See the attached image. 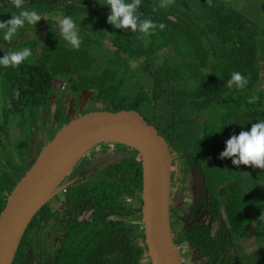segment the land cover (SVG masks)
<instances>
[{
    "label": "trees",
    "instance_id": "obj_1",
    "mask_svg": "<svg viewBox=\"0 0 264 264\" xmlns=\"http://www.w3.org/2000/svg\"><path fill=\"white\" fill-rule=\"evenodd\" d=\"M102 3L104 0H24V8L36 10L43 17L38 21L40 26L46 23L47 29L40 42L36 35L29 38L23 36L33 27L31 25L21 28L11 43L4 41L3 32H0V56L5 51L25 47L31 48L33 53L19 67L0 66V87L6 101L5 118L19 116L28 108L36 110L46 102L53 79L75 72V81L80 80L76 84L81 88L94 86L98 96L110 100L112 110L135 109L144 114L148 108L156 114L164 113L168 107H188L195 108L193 112L197 109L212 112L215 122L211 124L210 119L205 122L201 136H194V142L214 157L224 150L225 141L231 135L247 131L253 123L264 120V90L254 89L261 79L258 53L263 44L264 28H259L248 12L239 9L250 7L252 12L259 10L264 13V0H211V5L208 0H174L167 8H158L160 0H142L137 10L140 18L166 25L163 31L157 28L155 34L115 29L107 23L110 8ZM153 7L158 10L153 11ZM21 10L14 7L12 0H0V22L11 19V15ZM44 12L73 18L82 38L79 50L66 46L52 15L45 17ZM104 39L112 47L108 56L111 60L145 57L140 68L145 75L139 70L135 81L138 88L136 91L132 89L134 96L113 90L119 79L108 68L94 77L87 75L86 61L97 58ZM120 66L125 70L129 66L133 70L131 63ZM233 72L249 77L245 88L226 86ZM135 73L133 71L131 76H136ZM262 76L264 79V73ZM165 92L170 93V97ZM253 96L257 99L250 103L249 98ZM5 122L0 123V143L7 133ZM42 145L38 146V151ZM26 156L19 158L21 165L17 170L13 171L11 165L0 170V210L9 192L24 174V168L28 169L34 161L32 158L26 162ZM131 164L138 170L131 176L110 177L104 183L102 180L91 181L88 186L82 183L83 193L78 196L82 202L89 207L101 202L105 203L104 207L99 205L90 221L73 219L65 229L56 254L39 257L36 262L26 264H143L142 259L147 253L142 223L127 224L124 220L105 218L106 214L112 213V207L125 204L126 193L132 194L136 187L142 185L140 162L132 160ZM220 165L222 174L226 167H233L231 158L220 159ZM244 169H248L247 173L244 170L239 176L241 182L236 185L249 197L247 202L244 197L232 198L231 206H228L234 209H229L228 215L232 224L246 215L248 209L251 216L245 225L255 219L259 222L264 220L261 216L264 214V170L245 165ZM45 206L26 226L11 264L25 262L19 253L20 244L28 227L35 219L43 217ZM102 209L107 212L102 214ZM253 260L252 254L251 263Z\"/></svg>",
    "mask_w": 264,
    "mask_h": 264
},
{
    "label": "flooded vegetation",
    "instance_id": "obj_2",
    "mask_svg": "<svg viewBox=\"0 0 264 264\" xmlns=\"http://www.w3.org/2000/svg\"><path fill=\"white\" fill-rule=\"evenodd\" d=\"M86 63L88 76L94 77L108 68L119 79L113 90L135 95L133 90L138 88L135 84L139 77L138 67L134 66L132 70L128 66L125 70L120 66L130 63V59L94 58ZM133 71H136V76H131ZM75 79V72L64 78L53 79L46 102L36 109L40 112V137H36V143L37 138L49 141L62 126L83 113L113 109L110 100L98 96V90L94 86L81 88L76 84L80 80ZM165 94L170 97V93ZM193 110L195 108L168 107L164 113L154 114L147 108V112L141 113L164 137L171 155L169 219L176 253L182 264H251L252 235L256 236L260 231L256 230L251 234L250 228L254 222L258 221L254 225L258 227L262 221L255 219L245 225L251 216L250 209L234 224L228 218V206H231L232 198L244 197L246 202L248 200L249 195L243 194L236 185L241 182L239 176H242L244 170L247 173L248 169H244V165H233L226 167L222 174L219 156L214 157L210 151L200 149L194 142V136L200 137L205 128L204 119L199 117L205 113L208 117L209 112ZM33 137L29 138L31 146L26 162L35 159L40 151L36 148L37 144H33ZM87 152L86 156L81 157L82 160L80 158L73 165L58 186L79 176L76 181L55 193L46 202L43 217L35 219L26 230L19 247L20 256L25 260L23 264L34 263L36 258L56 254L69 223L77 218L90 221L99 205L104 207L105 203L101 202L93 207L82 202L79 198L83 193L80 187L82 183H87V186L91 181L102 180L104 183L107 178L116 179L124 174L131 176L132 172L138 171L131 163L132 160L140 162L139 154L125 144L103 140ZM138 188L140 187H136L132 194L126 193L125 204L112 207V213L106 214L105 218L124 220L127 224H140L142 201ZM88 203L91 201L88 200ZM230 210L234 211L233 208ZM101 212L104 214L107 211L102 209Z\"/></svg>",
    "mask_w": 264,
    "mask_h": 264
},
{
    "label": "water",
    "instance_id": "obj_3",
    "mask_svg": "<svg viewBox=\"0 0 264 264\" xmlns=\"http://www.w3.org/2000/svg\"><path fill=\"white\" fill-rule=\"evenodd\" d=\"M132 147L139 154L141 223L151 264H182L169 219L171 155L164 137L135 109L93 110L62 126L36 155L9 192L0 210V264H11L20 238L36 212L55 193L73 165L99 141Z\"/></svg>",
    "mask_w": 264,
    "mask_h": 264
},
{
    "label": "clouds",
    "instance_id": "obj_4",
    "mask_svg": "<svg viewBox=\"0 0 264 264\" xmlns=\"http://www.w3.org/2000/svg\"><path fill=\"white\" fill-rule=\"evenodd\" d=\"M141 3L142 0H130V2L129 0H104L102 5L106 4L110 8L107 23L122 31L130 30L144 34H155L157 28L163 31L166 28L163 22L157 24L151 19L140 18L137 10ZM173 3L174 0H160L158 8H167ZM208 3L211 5V0H208ZM12 4L15 8L22 10L18 14L11 15V19L0 22V32H3V40L8 43L12 42L18 31L25 25L34 26L43 18L36 10L25 9L24 0H12ZM158 8L153 7L152 10L157 11ZM58 26L60 36L66 42V46L73 50H79L82 38L76 30V23L73 18L64 16L59 20ZM32 55V50L28 47L21 50L5 51L0 56V66L4 68L19 67ZM248 81L249 77L240 72H233L226 81V86L228 88L243 89L247 86ZM256 99L255 96L250 97L249 102H255ZM219 158H231L232 165L236 167L245 165L264 170V120L253 123L247 131H240L238 135H231L225 141V148L220 152ZM261 216H264V214Z\"/></svg>",
    "mask_w": 264,
    "mask_h": 264
},
{
    "label": "rangeland",
    "instance_id": "obj_5",
    "mask_svg": "<svg viewBox=\"0 0 264 264\" xmlns=\"http://www.w3.org/2000/svg\"><path fill=\"white\" fill-rule=\"evenodd\" d=\"M253 3V2H251ZM249 8V9H248ZM248 8H239L245 12H248L249 17L253 20L256 21L257 24L259 25V28H264V13L262 11H255L252 12L250 7ZM252 12V13H251ZM252 14V15H251ZM45 17H48L49 15H52L53 19L55 20V26L59 28L58 22L60 19H62L61 15L59 14H50L47 12H44ZM47 29V25L41 24L37 22L26 34L23 36L25 38H29L33 35H36L38 37V41L40 42V39L43 38V35L45 34ZM263 44H261V47L259 49V66H260V71L259 75L261 79L256 83L254 89L255 90H264V79H263V73H264V35L262 36ZM112 51V47L109 45L108 40L104 39L103 41V46L102 48L98 51L97 58L101 60H105L108 58L109 54ZM144 59L145 57H138L136 59H130V63H132V66L134 68L138 67V70L141 71V67L143 64L144 65ZM158 63V62H156ZM123 68V66H122ZM133 68V70H134ZM143 75L145 73L141 71ZM150 90V89H149ZM5 96L3 93V89L0 87V123L1 124H6V130L7 133L5 137L1 140L0 143V170L4 169L5 167H8L9 164L11 165L12 170H17L20 165L21 161H19V158L25 157L28 154V149L30 148L31 145L28 144V138H32L33 135L32 133H36L33 137V144L36 143V137H38V133L40 131V112L35 110V109H25L24 111L19 114V116H8L5 118L3 116V111L6 108L5 104ZM209 117V118H208ZM208 117L206 116V113L203 114V116H200L199 118L204 119L205 122H207L210 119L211 124H213L216 120V117L213 115L212 112H209ZM20 126V127H18ZM35 131V132H34ZM40 141V142H39ZM32 142V140H31ZM46 141L42 140H37V145L36 148L38 149V146L40 148L41 144H45ZM23 147H19L22 146ZM42 145V146H43ZM86 153L83 155L86 156ZM82 160V158H81ZM25 171L27 170V167L24 168ZM24 171V172H25ZM258 221L254 222L253 226L257 223ZM250 228V233H254L256 230L260 231V233L256 234V236L252 235L251 240V246H252V254L254 256L253 263L251 264H264V220L261 222V225L254 226ZM253 243V245H252ZM256 249V250H255ZM143 264H149V258L145 254L143 259H142Z\"/></svg>",
    "mask_w": 264,
    "mask_h": 264
},
{
    "label": "crops",
    "instance_id": "obj_6",
    "mask_svg": "<svg viewBox=\"0 0 264 264\" xmlns=\"http://www.w3.org/2000/svg\"><path fill=\"white\" fill-rule=\"evenodd\" d=\"M256 250V249H255Z\"/></svg>",
    "mask_w": 264,
    "mask_h": 264
}]
</instances>
